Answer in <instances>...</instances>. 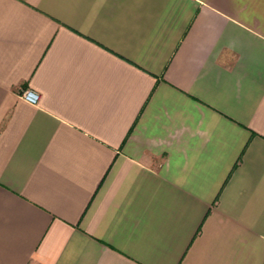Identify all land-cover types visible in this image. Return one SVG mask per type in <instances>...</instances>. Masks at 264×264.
Listing matches in <instances>:
<instances>
[{"label":"crops","instance_id":"0c3cea01","mask_svg":"<svg viewBox=\"0 0 264 264\" xmlns=\"http://www.w3.org/2000/svg\"><path fill=\"white\" fill-rule=\"evenodd\" d=\"M0 264H264V0H0Z\"/></svg>","mask_w":264,"mask_h":264},{"label":"built area","instance_id":"2783aa9c","mask_svg":"<svg viewBox=\"0 0 264 264\" xmlns=\"http://www.w3.org/2000/svg\"><path fill=\"white\" fill-rule=\"evenodd\" d=\"M20 96L27 102L31 104H36L39 100V93L31 88L24 89Z\"/></svg>","mask_w":264,"mask_h":264}]
</instances>
